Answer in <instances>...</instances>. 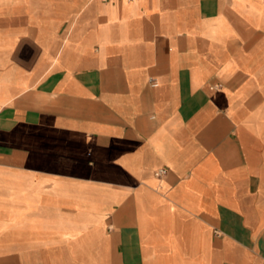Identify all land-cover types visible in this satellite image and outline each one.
<instances>
[{
	"label": "crops",
	"instance_id": "obj_1",
	"mask_svg": "<svg viewBox=\"0 0 264 264\" xmlns=\"http://www.w3.org/2000/svg\"><path fill=\"white\" fill-rule=\"evenodd\" d=\"M0 264H264V0H0Z\"/></svg>",
	"mask_w": 264,
	"mask_h": 264
},
{
	"label": "built area",
	"instance_id": "obj_2",
	"mask_svg": "<svg viewBox=\"0 0 264 264\" xmlns=\"http://www.w3.org/2000/svg\"><path fill=\"white\" fill-rule=\"evenodd\" d=\"M103 1H112V0H103ZM128 1H132V0H128ZM150 80L152 85H156V81H154V79H150ZM159 172H164V169L159 170Z\"/></svg>",
	"mask_w": 264,
	"mask_h": 264
}]
</instances>
